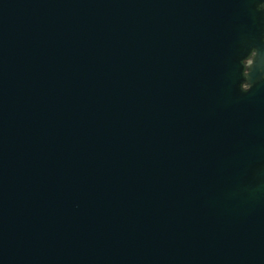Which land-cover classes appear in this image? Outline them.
<instances>
[{"label":"water","instance_id":"water-1","mask_svg":"<svg viewBox=\"0 0 264 264\" xmlns=\"http://www.w3.org/2000/svg\"><path fill=\"white\" fill-rule=\"evenodd\" d=\"M0 264H264V0H0Z\"/></svg>","mask_w":264,"mask_h":264}]
</instances>
